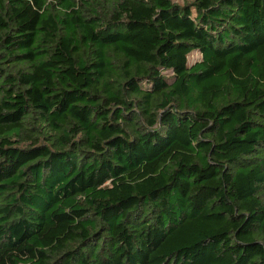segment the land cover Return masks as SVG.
Instances as JSON below:
<instances>
[{
	"label": "trees",
	"instance_id": "obj_1",
	"mask_svg": "<svg viewBox=\"0 0 264 264\" xmlns=\"http://www.w3.org/2000/svg\"><path fill=\"white\" fill-rule=\"evenodd\" d=\"M0 264H264V0H0Z\"/></svg>",
	"mask_w": 264,
	"mask_h": 264
},
{
	"label": "rangeland",
	"instance_id": "obj_2",
	"mask_svg": "<svg viewBox=\"0 0 264 264\" xmlns=\"http://www.w3.org/2000/svg\"><path fill=\"white\" fill-rule=\"evenodd\" d=\"M175 3L177 4H180V5H184V4H188V3H191L193 2L194 0H173ZM200 57L199 54L197 53H194L191 57H190V60L193 61V60H196Z\"/></svg>",
	"mask_w": 264,
	"mask_h": 264
}]
</instances>
